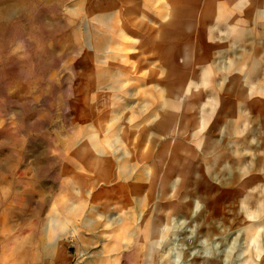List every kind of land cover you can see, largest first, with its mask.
<instances>
[{"label":"rangeland","instance_id":"obj_1","mask_svg":"<svg viewBox=\"0 0 264 264\" xmlns=\"http://www.w3.org/2000/svg\"><path fill=\"white\" fill-rule=\"evenodd\" d=\"M0 264H264V0H0Z\"/></svg>","mask_w":264,"mask_h":264},{"label":"bare ground","instance_id":"obj_2","mask_svg":"<svg viewBox=\"0 0 264 264\" xmlns=\"http://www.w3.org/2000/svg\"><path fill=\"white\" fill-rule=\"evenodd\" d=\"M175 18V17H174ZM176 22V20H175ZM173 25V24H172ZM169 26H170V23H169ZM186 53V52H185ZM186 56L184 57L186 60H187V53L185 54ZM178 85V84H177ZM166 86H169V85H166ZM179 86V85H178ZM170 87V86H169ZM176 87V85L174 86ZM169 91V90H168ZM175 93L176 95L179 93V91H176L175 90ZM169 94V93H168ZM164 103V102H163ZM163 107L164 104H163ZM169 108V107H168ZM171 125H170V122L168 121V119H160L159 121V124H157L156 126L153 127V131H154V135L157 134V133H160V129L159 128H169L170 129Z\"/></svg>","mask_w":264,"mask_h":264}]
</instances>
